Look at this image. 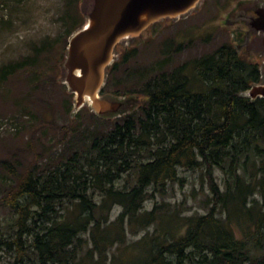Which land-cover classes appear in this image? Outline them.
<instances>
[{
	"label": "trees",
	"instance_id": "16d2710c",
	"mask_svg": "<svg viewBox=\"0 0 264 264\" xmlns=\"http://www.w3.org/2000/svg\"><path fill=\"white\" fill-rule=\"evenodd\" d=\"M54 61L56 68L60 60ZM36 65L24 59L5 67L0 84L23 72L31 84L56 82V75ZM168 70L129 90L142 100L136 112L108 118L106 130H72L65 154L46 168H28L6 189L3 202L13 220L6 233L0 227V247L16 254L15 264H100L105 249L127 237L125 226L113 237L104 235L113 207L123 208L118 223L150 227L158 220L155 210L138 214L151 193L177 182L180 168L204 172L211 206L187 218L183 234L151 243L140 264H264V99L246 97L262 83L261 68L225 43ZM52 111L43 112V119L54 117ZM216 170L225 176L224 189ZM126 175L135 183L117 187ZM68 206L75 207V218ZM89 232L94 249L85 251Z\"/></svg>",
	"mask_w": 264,
	"mask_h": 264
},
{
	"label": "rangeland",
	"instance_id": "374dc122",
	"mask_svg": "<svg viewBox=\"0 0 264 264\" xmlns=\"http://www.w3.org/2000/svg\"><path fill=\"white\" fill-rule=\"evenodd\" d=\"M95 3L96 0H0V71L30 59L39 63L36 66L43 74L57 76L54 83L42 78L35 85L31 84V75L23 72L0 84V227L5 233L13 220L12 212L3 202L6 189L15 187L28 168H46L65 154L73 144V135L69 134L72 130L80 128L82 133L96 128L106 130L111 127L108 118L113 120L124 113L136 112L142 100L129 93L135 86L211 53L225 43L234 45L244 59L264 70V32L258 31L257 24L264 11V0H202L189 14L160 20L140 36L124 39L118 45L116 66L109 74L105 93L110 101L124 103L118 112L98 115L88 104L76 111L75 95L67 84L71 72L63 62L64 49L73 32L74 19L79 17L76 30L87 25ZM40 53L46 63H41ZM54 58L60 60L56 68ZM49 108L53 109L54 117L48 115L44 120L42 113ZM93 113L102 120L92 119ZM215 176L224 189V174L216 170ZM134 183L126 175L116 186L124 188ZM209 203L204 172L180 168L177 182L167 183L161 193H151L138 214L139 218L145 217L155 210L158 220L150 227L141 229L135 225L131 229L128 220L118 223L123 208L113 207L109 217L113 224L104 235L113 237L125 226L127 237L124 244L107 247L100 264H140L151 243H159L176 232L183 234L186 228L181 227L186 219L206 214ZM68 208L69 216L75 218L78 214L75 207ZM84 239L85 251L94 249L90 232ZM15 261V253L0 247V264Z\"/></svg>",
	"mask_w": 264,
	"mask_h": 264
},
{
	"label": "water",
	"instance_id": "95a60500",
	"mask_svg": "<svg viewBox=\"0 0 264 264\" xmlns=\"http://www.w3.org/2000/svg\"><path fill=\"white\" fill-rule=\"evenodd\" d=\"M202 0H96L87 25L69 39L65 65L70 70L67 84L75 95V109L80 111L91 100L98 115L118 112L123 102L102 96L108 71L115 62L118 45L124 39L140 36L151 24L174 19L195 10ZM145 17V20H142ZM258 31L264 32V11L258 21ZM77 71L79 73H77ZM263 81L254 85L246 97L264 99Z\"/></svg>",
	"mask_w": 264,
	"mask_h": 264
},
{
	"label": "bare ground",
	"instance_id": "6f19581e",
	"mask_svg": "<svg viewBox=\"0 0 264 264\" xmlns=\"http://www.w3.org/2000/svg\"><path fill=\"white\" fill-rule=\"evenodd\" d=\"M142 20H145V17H142ZM77 73L79 72L77 71ZM86 104L91 105V100L89 97H86Z\"/></svg>",
	"mask_w": 264,
	"mask_h": 264
}]
</instances>
